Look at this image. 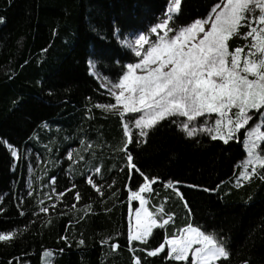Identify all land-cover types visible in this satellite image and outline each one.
Wrapping results in <instances>:
<instances>
[{
  "label": "trees",
  "instance_id": "16d2710c",
  "mask_svg": "<svg viewBox=\"0 0 264 264\" xmlns=\"http://www.w3.org/2000/svg\"><path fill=\"white\" fill-rule=\"evenodd\" d=\"M217 2L182 0L170 26L205 18ZM167 4L0 0V141L7 142L0 143V232L16 233L10 242H0V264H42L44 251L51 264H135L134 258L141 264H175L166 258L167 246L155 257L147 251L188 223L226 240L230 257L218 264H264V181L238 188L233 182L246 157L242 141L225 144L204 133L189 138L179 127L182 117L160 122L148 132L146 143L137 141L133 129L128 145L133 163L150 178H159L146 194L149 210L163 205L165 218L174 214V219L154 229L146 244L129 243V208L139 207L138 201L129 203L130 189L137 191L143 180L135 171L129 178L120 150L126 139L124 119L95 106L115 100L90 73V61L99 75L116 82L127 63L139 60L118 40L147 34ZM243 43L235 36L229 48ZM9 144L21 156L17 168ZM29 149L30 191L24 161ZM169 181L179 182L176 187L191 216L180 198L169 194ZM60 193L64 195L58 200ZM164 199L170 203L163 204ZM42 207L48 211L41 212ZM113 244L119 247L113 249Z\"/></svg>",
  "mask_w": 264,
  "mask_h": 264
},
{
  "label": "snow or ice",
  "instance_id": "6c2138e0",
  "mask_svg": "<svg viewBox=\"0 0 264 264\" xmlns=\"http://www.w3.org/2000/svg\"><path fill=\"white\" fill-rule=\"evenodd\" d=\"M181 4L182 0H169L165 12L147 34H136L133 39L121 41L139 60L127 63L116 82L109 81L108 91L115 103L95 106L115 112L122 120L126 114H137L138 118L134 117L131 125L138 130L139 143H146L148 132L171 117L186 118L179 122V127L189 138L204 133L227 144L230 140L239 142L238 134L244 130L247 160L241 165L237 186H243L241 180L250 182L253 177L264 180L259 171L264 169V0H219L205 18L195 19L186 26H170L180 14ZM241 28L247 31L241 33ZM118 31L114 30V34ZM153 35L155 39H151ZM235 36L248 43L230 50L229 41ZM211 114L217 116L213 125L197 126L199 118ZM254 117L257 122L249 128ZM132 126L128 122L122 124L126 139L120 150L127 159L129 178L135 171L143 183L137 191L130 189L129 203L138 201L139 207L135 211L129 208L128 240L130 244L133 241L146 244L153 230L165 228L174 214L165 218L163 205L155 211L147 206L149 199L144 194L153 192L152 185L157 184L159 178H150L133 163L128 151V145L133 142ZM7 147L13 158L19 159L16 147L10 144ZM95 171L99 173L100 168ZM51 182L55 184V179ZM87 182L103 195L92 177H88ZM177 183L169 181L166 186L175 190L191 216V208L176 187ZM63 195L60 193L56 199ZM80 198V193L76 192L75 200L78 202ZM40 211L46 213L48 208L42 207ZM15 236V232H0V242H10ZM166 246V258L175 264H189L190 257V264H218L230 257L226 240L192 223L166 237L158 247L147 251V255L155 257L165 252ZM134 260L135 264H141L139 258Z\"/></svg>",
  "mask_w": 264,
  "mask_h": 264
},
{
  "label": "rangeland",
  "instance_id": "374dc122",
  "mask_svg": "<svg viewBox=\"0 0 264 264\" xmlns=\"http://www.w3.org/2000/svg\"><path fill=\"white\" fill-rule=\"evenodd\" d=\"M168 2H169V0H168ZM241 33H244L245 31H247V29L246 28H241ZM162 34V33H161ZM134 35H136V34H131V35H129L128 37H126L125 39H133L134 38ZM124 39V40H125ZM151 39H155V35H153L152 37H151ZM244 40V39H243ZM121 41H123V40H121V39H119L118 40V42L121 44V45H123L122 43H121ZM246 43H248V41H246V40H244V43L243 44H241V46H244ZM234 44V43H233ZM124 46V45H123ZM124 47H126V46H124ZM145 47H147V45L145 46ZM235 47H239V46H237L236 44L235 45H233V47L232 48H229L230 50H232V49H234ZM128 50H130V51H132L131 49H129L128 47H126ZM245 51H247V49H245ZM133 52V51H132ZM93 64V63H92ZM92 64H90V73L95 77V79L99 82V84H100V86L102 87V89L109 95V96H111L110 95V93H109V91H108V89L111 87V84L109 83V81L107 80V79H105L104 77H102L101 75H99L97 72H96V69H95V67H93L92 66ZM112 97V96H111ZM113 98V97H112ZM114 99V98H113ZM262 111H264V110H262ZM138 118V115L137 114H126L125 115V117H124V120H123V122H128V123H130V126H132L131 125V121H132V119L133 118ZM183 118V117H182ZM217 118V116H216V114H211V115H206L205 117H201V118H199L197 121H196V124H197V126L199 127V126H211V125H213L214 124V120ZM184 119H186V118H184ZM255 122H257L256 121V118L254 117V121L253 122H250V124H249V128H251L253 125H254V123ZM133 129H135L134 128V126H132V132H133ZM138 131V130H137ZM239 135V140H241L242 141V143H243V146H244V144L246 143V137H245V131L244 130H241L240 131V133L238 134ZM82 145H80V147H81ZM262 147H264V144H262ZM245 148V147H244ZM79 147H77V148H75L74 149V151L75 152H78L79 151ZM245 151H246V149H245ZM31 155H33L32 154V152H31V150L29 149L28 151H26V155H25V157H24V161H25V166H26V171H27V174H28V189H29V191L31 190V185H32V183H31V174L33 173V165H32V162H31ZM20 160H21V156L19 155V159H15L14 158V167L15 168H17L18 167V165H19V163H20ZM246 160H247V156L245 157V159H244V161L243 162H246ZM242 162V163H243ZM242 163L239 165V173H238V176L237 177H235L234 178V181L233 182H235V185H237V183H236V181H237V179H238V177L240 176V173H241V171H242V168H241V165H242ZM259 171H260V174L261 175H264L263 174V172H264V169H259ZM264 180H262V179H260L259 177H253L252 179H251V181L250 182H248V184L250 183L251 185H253V184H257V183H259V182H263ZM247 181H243V180H241V184L243 185L244 183H246ZM236 188H238V186H235ZM147 194V193H146ZM146 194H144L145 196H146ZM46 253L47 254H50L49 252H47V251H44L43 252V258H42V264H50V260H49V256L50 255H46ZM21 264H29V263H21Z\"/></svg>",
  "mask_w": 264,
  "mask_h": 264
},
{
  "label": "crops",
  "instance_id": "0c3cea01",
  "mask_svg": "<svg viewBox=\"0 0 264 264\" xmlns=\"http://www.w3.org/2000/svg\"><path fill=\"white\" fill-rule=\"evenodd\" d=\"M172 191L171 192H169V194H172V195H174V197L176 198V199H179L178 198V196L176 195V192H175V190L174 189H172V188H170ZM167 195H168V192H167ZM167 195H165V197H168ZM164 197V198H165ZM167 203H170L169 201H167V200H163V204H167ZM148 206V205H147ZM149 208V207H148Z\"/></svg>",
  "mask_w": 264,
  "mask_h": 264
}]
</instances>
